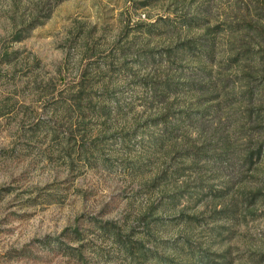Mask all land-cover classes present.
<instances>
[{"label": "rangeland", "instance_id": "rangeland-1", "mask_svg": "<svg viewBox=\"0 0 264 264\" xmlns=\"http://www.w3.org/2000/svg\"><path fill=\"white\" fill-rule=\"evenodd\" d=\"M35 1L19 0V10L28 15ZM203 1L64 0L18 41L12 0H0V264H134L113 231L153 247L146 264H264V198L253 196L264 190V161L236 157L249 145L238 126L254 125L244 115L256 108L185 118L163 149L152 137L166 125L155 124L151 75L163 77L160 54L175 46L179 30L157 19L209 11L214 26L246 3ZM224 44L219 33L217 61ZM227 74L238 92L233 71ZM83 76L92 100L69 155L67 119L56 121L54 110ZM179 93L183 107L189 98ZM250 130L256 141L264 127ZM221 136L231 140V165L212 151L195 163L179 148L167 153L184 139L216 145ZM185 239L209 259L184 258Z\"/></svg>", "mask_w": 264, "mask_h": 264}, {"label": "trees", "instance_id": "trees-1", "mask_svg": "<svg viewBox=\"0 0 264 264\" xmlns=\"http://www.w3.org/2000/svg\"><path fill=\"white\" fill-rule=\"evenodd\" d=\"M61 1L64 0H36L32 3L29 14L26 15L19 10V0H12L14 10L13 14L8 17L10 32H12L14 40H22L30 30L44 23L51 16L53 8ZM197 1L189 0L184 4L192 6ZM245 1V6L239 4L238 10L225 12L224 19L215 23L214 26L208 24L209 21L206 16L209 11L192 15H179L177 20H171L170 17L157 19L159 23H170V26L179 29L178 37L174 43L175 46L166 47L164 53L160 54L162 60L167 61L163 65V70L166 72H160L164 73L163 77L157 78L156 76L159 74L154 71L151 75L152 81L149 83L153 96L159 102V112L155 124L165 123L166 125L158 135L152 134L154 142L159 148L163 149L165 147L167 135H172L175 130L181 128L185 118L192 116L197 122L207 112H212L213 115L219 117L223 112L226 114L229 111L240 112V109L250 107L251 111L256 108V113L250 112L244 116L246 120H249L248 122H252L254 125L238 126L241 132L240 138H243L245 143L249 145L245 147L243 156L237 153L236 157H239L240 160L243 159L245 163L256 164V166L264 161V131L254 141L255 133L250 130L254 126L264 127V0ZM139 2L150 4V1ZM197 28L202 29L203 33L190 35L191 31ZM182 33L186 35L182 36ZM219 33L222 34L225 44L221 59L217 61L215 39ZM6 62L9 63V61ZM175 62L179 64V68L174 70L173 65L176 64ZM184 62H189V64L186 66ZM216 64L219 71H216L214 67ZM228 70L234 73L236 83L239 85L238 92L234 91L236 86L227 74ZM82 79H86V77L83 76L77 82L78 85L70 90L68 99L64 104L57 105L54 110L56 121L62 122L65 118L67 119L68 133L65 139V148L69 155H71V151L77 150L75 130L79 129L78 126L81 123L85 124L89 112L88 104L92 100L89 92H85L86 85ZM179 91H184L186 97L189 98L183 103V107L181 106L185 99L181 97L179 100V97L177 98V96H181ZM171 93L173 97H171ZM221 97H223V101L219 100ZM176 100H178V103ZM174 104L175 107L179 106V108L173 109ZM221 110L222 113H220ZM169 122L170 125H168ZM85 135L84 128L81 130V137ZM72 139L75 140V143H72ZM185 141L184 139V141L175 142L172 149H169L167 153L179 148V150L188 152L195 163L201 157H209L211 151L213 154H217L215 158L220 157L224 160L229 157L225 154L227 155L232 151L231 140L225 136L219 137L215 141L216 145H213L212 141L200 145L196 142V139L192 138L187 143ZM68 149L71 150L68 151ZM228 161L231 165L232 160ZM226 187L230 189L229 185H226ZM209 191L212 194L215 193L210 189ZM253 196L264 198V190L260 189L254 192ZM225 210L234 211L229 208ZM230 212L227 216H231ZM103 228L108 227L104 226ZM110 230L108 229V231ZM111 234L116 244L121 246L126 258L134 264H146L147 261L156 257L153 247L142 242L133 244L129 240L123 239L115 231ZM184 242L187 246V249L182 248L181 251L185 254L184 258L187 255L195 257L198 263L209 259L210 252L206 251L205 248L198 245L194 246L193 241L189 239H185Z\"/></svg>", "mask_w": 264, "mask_h": 264}]
</instances>
